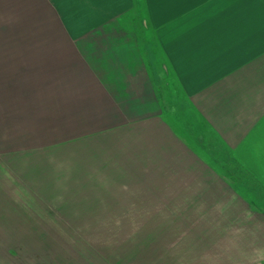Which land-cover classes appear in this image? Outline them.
Wrapping results in <instances>:
<instances>
[{
	"label": "rangeland",
	"instance_id": "1",
	"mask_svg": "<svg viewBox=\"0 0 264 264\" xmlns=\"http://www.w3.org/2000/svg\"><path fill=\"white\" fill-rule=\"evenodd\" d=\"M38 6L0 0V264H264V133L236 152L216 143L201 161L221 171L199 197L175 173L151 187L160 179L122 165L111 130L96 132L90 94L24 69ZM227 201L228 214L242 207L247 217L224 220ZM239 224L241 243L224 238Z\"/></svg>",
	"mask_w": 264,
	"mask_h": 264
},
{
	"label": "crops",
	"instance_id": "2",
	"mask_svg": "<svg viewBox=\"0 0 264 264\" xmlns=\"http://www.w3.org/2000/svg\"><path fill=\"white\" fill-rule=\"evenodd\" d=\"M38 13L24 69L90 94L89 118L96 109L95 130H111L122 165L160 179L144 187L165 188L175 173L199 197L221 171L201 161L216 143L236 152L264 133V0H39ZM233 210L220 214L247 217ZM234 227L224 238L241 243L244 228Z\"/></svg>",
	"mask_w": 264,
	"mask_h": 264
}]
</instances>
